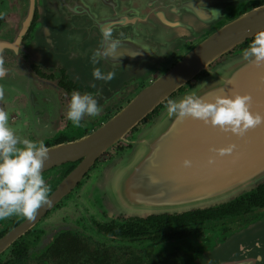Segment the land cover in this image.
Here are the masks:
<instances>
[{
    "label": "water",
    "instance_id": "95a60500",
    "mask_svg": "<svg viewBox=\"0 0 264 264\" xmlns=\"http://www.w3.org/2000/svg\"><path fill=\"white\" fill-rule=\"evenodd\" d=\"M259 2L264 0H37L38 20L29 45L35 60L44 67L67 69L79 65L83 57L88 84L96 90L103 83L109 96L125 83L154 75L186 39L202 33L208 37L94 132L49 151L47 167L84 159L32 219L0 241V252L68 194L100 155L123 141L161 104L165 106L134 136L132 150L104 175L101 193L105 197L101 198L107 212L146 218L203 210L228 203L264 182V123L238 137L191 117L169 118L166 102L188 95L213 102L217 96L247 94L250 112L264 117V65L257 66L242 54L209 70L236 46L264 32V4L227 21L246 4ZM117 40L120 44L113 50L111 44ZM94 55L96 64L92 63ZM95 67L114 71L115 77L97 80L92 76ZM201 73L207 75L171 98ZM230 145H235L230 153L212 151ZM184 159L191 161L190 167L182 166ZM196 264H264V220L233 234Z\"/></svg>",
    "mask_w": 264,
    "mask_h": 264
},
{
    "label": "flooded vegetation",
    "instance_id": "af4514ba",
    "mask_svg": "<svg viewBox=\"0 0 264 264\" xmlns=\"http://www.w3.org/2000/svg\"><path fill=\"white\" fill-rule=\"evenodd\" d=\"M263 4L264 2L248 3L242 11L229 17L227 21H232L251 8ZM37 20V0H0V67L5 70L3 75H0V90L4 93L3 98H0V109L8 113L9 125L19 138L43 141L49 151L74 144L94 132L125 107L142 88L163 75L194 45L208 37V34H203L204 36L198 37L199 40L192 45L184 46L183 43L184 53L179 59L168 67L162 66L166 68L160 70L151 81L141 83L132 80L109 96L103 83H100L101 87L96 90L88 84L87 65L83 64L82 56L79 65L71 64L67 69L61 66L44 67L35 60V54L29 45ZM253 38L247 39L221 58L244 51ZM80 45L82 46V36ZM68 50L76 51L71 48ZM80 50L82 52L83 48ZM74 91L81 94L92 93L102 107L97 116L85 115L79 127H74L67 119L68 105ZM163 105L143 119L123 140L130 137L146 121L151 120ZM127 148L129 145L120 141L100 155L68 194L0 252V264H135L136 256L142 264H196L234 233L264 220V206H250L235 215L208 218L199 223H167L168 220L165 219L217 209L236 200H248L249 194L264 188L262 182L253 190L242 193L228 203L203 210L152 215L146 218H110L101 213L102 220L91 219L87 224L92 233L71 226H59L49 231L39 230L40 226L83 186L91 174L99 169L105 154ZM83 159L79 157L49 167L43 166L41 171L49 187L48 197L52 196ZM27 219L22 215H12L0 220V241Z\"/></svg>",
    "mask_w": 264,
    "mask_h": 264
},
{
    "label": "clouds",
    "instance_id": "9594fccd",
    "mask_svg": "<svg viewBox=\"0 0 264 264\" xmlns=\"http://www.w3.org/2000/svg\"><path fill=\"white\" fill-rule=\"evenodd\" d=\"M107 35V34H105ZM120 42L113 41L111 48H118ZM243 56L257 66L264 65V32L254 36ZM92 63H98L94 55ZM4 69L0 67V75ZM93 78L105 82L115 77L114 71L104 72L100 67L92 70ZM0 90V98H3ZM251 97L247 94L222 95L213 102H204L194 95L167 102V115L177 121L191 117L225 133L242 136L248 129L264 123V117L250 112ZM102 107L92 93L81 94L74 91L68 105L67 119L74 127H79L85 115L97 116ZM235 145L224 149H214L219 155L233 151ZM49 149L43 141L19 138L9 125L8 113L0 109V220L12 215H22L32 219L42 205L49 202V187L42 176V168L48 159ZM183 167H190L191 161L184 159Z\"/></svg>",
    "mask_w": 264,
    "mask_h": 264
},
{
    "label": "rangeland",
    "instance_id": "374dc122",
    "mask_svg": "<svg viewBox=\"0 0 264 264\" xmlns=\"http://www.w3.org/2000/svg\"><path fill=\"white\" fill-rule=\"evenodd\" d=\"M203 34L205 35L207 33H202L196 37H193L192 39H186L184 41V46L185 44L192 45L196 43L200 37L204 36ZM182 48L183 49L176 50V52L173 53L166 62H164L161 66H158V71L154 75L150 76L144 81H141V83L151 81L152 79L155 78V76L158 74L160 70L171 65L176 59H179V56L184 53L185 48L184 47ZM242 54H243V51H240V52L232 53L226 56L225 58H221L217 62H215L213 65H211L209 67V70H212L217 65L222 64L225 61L231 58L237 57L239 55H242ZM162 66H166V67H162ZM159 67H162V68H159ZM206 75H207L206 73H201V75L196 80H194L191 84L187 85L185 88L181 89L179 92L175 93L172 96V98L175 96H178L180 92L188 91L190 88H192L196 84L199 78L204 77ZM163 106H165V104ZM149 122L150 120L146 121L142 126L138 128L136 132L132 133L130 137L122 141L123 144L129 145V148H127L126 150L120 151V152L112 150L111 152L105 154L101 159V165L99 166V169L97 171H94L91 174V176L86 180L83 186L75 194H73L70 198H68L63 203L61 208L55 211L48 218V220H46L40 226L39 230L42 229L44 231H49L59 226H71L73 228L86 231L87 233H89L90 231H89V227L87 226V224H89V221H91V219L97 220L98 218L97 221H99L101 219L100 217L101 213H103L104 215L110 218L126 217V216H123L122 214L116 215L113 212H107L105 210L102 204L103 200L101 198V196L105 197L104 193H101L102 187H103L102 181H103L104 175L108 171H110L112 168L116 167V165L123 160L124 156L132 150L134 136L141 129H143Z\"/></svg>",
    "mask_w": 264,
    "mask_h": 264
},
{
    "label": "trees",
    "instance_id": "16d2710c",
    "mask_svg": "<svg viewBox=\"0 0 264 264\" xmlns=\"http://www.w3.org/2000/svg\"><path fill=\"white\" fill-rule=\"evenodd\" d=\"M170 98L166 101L168 102ZM248 200H236L233 203L227 204L223 207H219L217 209H209L204 211H197L195 213L185 214L176 218H165L167 223H186L189 224L191 222L199 223L204 221L205 219H213L222 217L225 215H235L238 212H243L244 210L250 208V206H264V188L257 189V191H253L248 195ZM120 264H127L120 262ZM142 264L139 257L136 256V263Z\"/></svg>",
    "mask_w": 264,
    "mask_h": 264
},
{
    "label": "snow or ice",
    "instance_id": "6c2138e0",
    "mask_svg": "<svg viewBox=\"0 0 264 264\" xmlns=\"http://www.w3.org/2000/svg\"><path fill=\"white\" fill-rule=\"evenodd\" d=\"M250 106H251V101H250Z\"/></svg>",
    "mask_w": 264,
    "mask_h": 264
}]
</instances>
